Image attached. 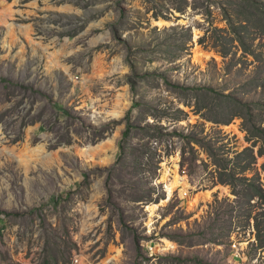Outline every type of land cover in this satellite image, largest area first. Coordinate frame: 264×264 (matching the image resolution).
<instances>
[{
	"label": "rangeland",
	"instance_id": "1",
	"mask_svg": "<svg viewBox=\"0 0 264 264\" xmlns=\"http://www.w3.org/2000/svg\"><path fill=\"white\" fill-rule=\"evenodd\" d=\"M7 7L0 264H264V0Z\"/></svg>",
	"mask_w": 264,
	"mask_h": 264
},
{
	"label": "bare ground",
	"instance_id": "2",
	"mask_svg": "<svg viewBox=\"0 0 264 264\" xmlns=\"http://www.w3.org/2000/svg\"><path fill=\"white\" fill-rule=\"evenodd\" d=\"M12 14V10L10 7H7L5 8L4 10H2V12L0 13V24H3V25H7L8 28L11 29V23H7V17L10 16ZM8 15V16H7ZM22 35L25 36V37H29V32H30V27L29 26H23L22 29ZM32 44H39L38 42H33ZM107 144H105V141L95 145V146H89V147H86L84 149H79L80 152H82L83 154H86L88 156H94L95 154H97L99 151H102L105 147H106ZM26 146V145H25ZM8 153L11 154V155H14L15 152H14V148H6ZM36 149L40 152L44 151V147L43 145H38L36 147ZM35 150V151H37ZM34 151V150H33ZM45 154L49 155L50 157H53L56 159L57 157V154L58 152L57 151H52V152H45ZM47 157V156H46Z\"/></svg>",
	"mask_w": 264,
	"mask_h": 264
},
{
	"label": "trees",
	"instance_id": "3",
	"mask_svg": "<svg viewBox=\"0 0 264 264\" xmlns=\"http://www.w3.org/2000/svg\"><path fill=\"white\" fill-rule=\"evenodd\" d=\"M129 122H128V125H127V128L125 129V131L123 132V137H127L128 136V133H129ZM254 132H251L252 135H255V136H259L260 138H262L264 140V129L260 128V127H255L254 128ZM50 202H52L53 204H56V197H52L50 199ZM0 214H4V215H16L15 213H9V212H3V211H0ZM2 226H0V230H1Z\"/></svg>",
	"mask_w": 264,
	"mask_h": 264
},
{
	"label": "built area",
	"instance_id": "4",
	"mask_svg": "<svg viewBox=\"0 0 264 264\" xmlns=\"http://www.w3.org/2000/svg\"><path fill=\"white\" fill-rule=\"evenodd\" d=\"M79 262V257L77 256V255H74L73 257H72V263L73 264H77Z\"/></svg>",
	"mask_w": 264,
	"mask_h": 264
}]
</instances>
